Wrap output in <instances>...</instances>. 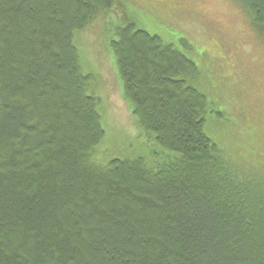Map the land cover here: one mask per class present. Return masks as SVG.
<instances>
[{
	"label": "trees",
	"instance_id": "obj_1",
	"mask_svg": "<svg viewBox=\"0 0 264 264\" xmlns=\"http://www.w3.org/2000/svg\"><path fill=\"white\" fill-rule=\"evenodd\" d=\"M119 2L0 0V264H264V183L206 134L195 64L133 22L109 42L123 98L176 157L93 160L103 101L75 37Z\"/></svg>",
	"mask_w": 264,
	"mask_h": 264
},
{
	"label": "rangeland",
	"instance_id": "obj_2",
	"mask_svg": "<svg viewBox=\"0 0 264 264\" xmlns=\"http://www.w3.org/2000/svg\"><path fill=\"white\" fill-rule=\"evenodd\" d=\"M119 1L112 14L98 17L75 37L84 74L91 77L90 93L103 101L106 137L93 160L105 166L144 159L153 167L160 152L176 157L162 152L154 136L136 125L123 98L109 42L113 30L133 22L195 64L198 76L189 83L207 97L206 134L240 176L264 183V27L244 0Z\"/></svg>",
	"mask_w": 264,
	"mask_h": 264
}]
</instances>
